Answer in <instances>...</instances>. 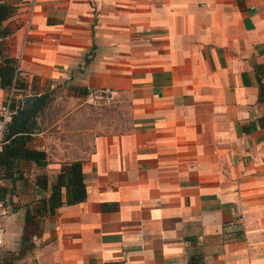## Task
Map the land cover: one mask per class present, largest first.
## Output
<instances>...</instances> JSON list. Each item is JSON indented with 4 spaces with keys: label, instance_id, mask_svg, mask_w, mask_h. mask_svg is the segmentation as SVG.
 Wrapping results in <instances>:
<instances>
[{
    "label": "crops",
    "instance_id": "0c3cea01",
    "mask_svg": "<svg viewBox=\"0 0 264 264\" xmlns=\"http://www.w3.org/2000/svg\"><path fill=\"white\" fill-rule=\"evenodd\" d=\"M0 1L13 8L0 56L26 83L17 100L108 87L132 120L74 158L86 198L42 217L73 159L28 133L46 164L0 177V264H264V0H36L23 48L29 0Z\"/></svg>",
    "mask_w": 264,
    "mask_h": 264
},
{
    "label": "rangeland",
    "instance_id": "374dc122",
    "mask_svg": "<svg viewBox=\"0 0 264 264\" xmlns=\"http://www.w3.org/2000/svg\"><path fill=\"white\" fill-rule=\"evenodd\" d=\"M127 98L116 96L105 104H91L72 98L70 92H51L45 109V134L35 143L43 142L53 158H82L92 150L96 135L125 132L131 128ZM33 142V141H32Z\"/></svg>",
    "mask_w": 264,
    "mask_h": 264
},
{
    "label": "trees",
    "instance_id": "16d2710c",
    "mask_svg": "<svg viewBox=\"0 0 264 264\" xmlns=\"http://www.w3.org/2000/svg\"><path fill=\"white\" fill-rule=\"evenodd\" d=\"M13 8L6 2L0 1V36L6 35L9 30L2 26V23L12 15ZM0 62V87L9 89L12 85L18 93H22L26 88L24 80L18 78L17 60L10 57H2ZM51 92H47V98L40 112V128L45 130L44 117L47 102ZM84 93V91H83ZM260 99H264L263 85H260ZM14 97L11 108L15 110L18 101ZM29 134H18L10 138L0 153V177H9L16 169L18 162L22 160L32 161L39 166L46 164V152L30 148L28 141ZM48 183L46 175L36 177V184L40 187H46ZM1 199H3L0 196ZM86 198V188L83 182L81 170V160L73 159L66 162L60 172L57 174L54 183L50 187L48 197L40 200V208L38 210L39 217L53 214L56 209L62 205H72L83 201ZM4 200V199H3ZM37 214V215H38ZM37 216L30 211H26L24 228H28Z\"/></svg>",
    "mask_w": 264,
    "mask_h": 264
},
{
    "label": "built area",
    "instance_id": "2783aa9c",
    "mask_svg": "<svg viewBox=\"0 0 264 264\" xmlns=\"http://www.w3.org/2000/svg\"><path fill=\"white\" fill-rule=\"evenodd\" d=\"M36 0H29L26 9V19L24 20L25 36L22 40V48L27 42V36L32 32V18L35 11ZM21 48V49H22ZM78 98L86 99L91 104H105L111 102L116 97V90L108 87L85 88ZM15 95V87L12 85L8 89L5 100L0 105V153L6 143L4 136L8 124L14 114V109L11 108L12 101ZM9 212L8 204L0 198V251L4 243L5 229L2 224L3 217Z\"/></svg>",
    "mask_w": 264,
    "mask_h": 264
},
{
    "label": "water",
    "instance_id": "95a60500",
    "mask_svg": "<svg viewBox=\"0 0 264 264\" xmlns=\"http://www.w3.org/2000/svg\"><path fill=\"white\" fill-rule=\"evenodd\" d=\"M47 93H39L23 96L17 103L14 114L8 124L4 140L18 134L39 133L38 114L43 108Z\"/></svg>",
    "mask_w": 264,
    "mask_h": 264
}]
</instances>
